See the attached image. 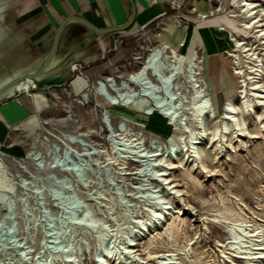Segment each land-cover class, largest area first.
Segmentation results:
<instances>
[{"label":"bare ground","instance_id":"6f19581e","mask_svg":"<svg viewBox=\"0 0 264 264\" xmlns=\"http://www.w3.org/2000/svg\"><path fill=\"white\" fill-rule=\"evenodd\" d=\"M213 1L215 5L209 9L208 14H198L204 24L211 26L203 27L199 23L174 27L173 23H169L162 32L154 36L157 44L153 49L139 57L142 58L139 66L124 76L102 75L94 84H89L81 75L82 67H72L74 76L66 85L71 86L76 95L86 103H90V97L95 94L104 97L109 108L102 110V117L103 112L108 118L111 114L118 117L116 131L111 132L107 138L110 143L107 149L100 150L101 148L94 144L83 141L80 138L87 136L79 132L56 137L43 131L50 121L43 120L40 113L45 108L54 106L59 99L57 94L52 95L48 91L54 90L55 93L61 86L41 90L38 88L55 83L53 77L36 80L28 78L19 82L11 92L12 95L18 93L16 98L14 97L15 102L8 104L5 101L6 103L0 104V169L24 167L37 160L41 167H47L49 171L57 170L64 184L73 181L87 191V185L83 180L80 183L75 175V161L64 158L65 153H71L75 158L85 159L87 165L119 167V170L128 176L132 175L127 172L129 161H132L140 167L135 174L149 176L145 184L141 181L139 186H129L131 189H128L129 194H126L128 202L135 200L137 194L147 201L143 207L138 206L136 201L131 204L135 216L132 220H129L128 212H116L117 201L100 190H95L97 195L89 199L83 196V202L77 193H68L84 204L85 210L77 219L62 209L56 213L58 216L52 217V223V220L43 216L38 209L34 215L31 212L26 215L22 207L23 211L19 212L18 216L21 215L24 226L21 229L19 227V232L24 235L28 246L25 248L20 239L17 242L9 241L8 237L2 240L4 234L1 227L0 248L2 247L3 252L9 251L11 254L5 258L0 257V264H84L80 263L78 253L74 255L72 251H67L65 247L55 243L52 236L47 235L51 224L59 227V232L65 230V233H70L69 243L71 235L75 237L78 231H82L81 235L86 240H92L98 248L93 253L95 264H147L136 254L140 244L147 235L160 227L164 228L165 225L166 231L172 237V230L176 226L174 221H170L175 219V211L178 213L176 219L181 217V208L179 205L174 206L172 199V194L183 196V190L172 178L174 171L178 167L188 166L207 175L212 170L204 162L206 148H211L216 159H220L222 153L234 141L238 142V145H244L243 137L247 133L251 134L248 132V118L262 119L264 129V0ZM140 31V34L144 35V42H150L145 29L142 27ZM0 46L1 51L6 52L5 45ZM223 55L238 79L237 92L227 94L224 98L223 94L227 91L220 88L216 72L219 64L211 60L212 57L219 58ZM11 62L8 56H4L0 60V67L6 68ZM59 80L63 81L56 78V81L60 82ZM162 82H167V88ZM219 93L222 95H218ZM216 99H222L220 116L216 114ZM164 100L166 104L163 105ZM139 101L146 102L141 105L139 112H134L132 108ZM71 107L70 105L69 108ZM141 124L152 134L149 145L145 141ZM9 127L21 130L17 142H7L10 138ZM27 137L29 140L23 142ZM52 137L58 141L59 146L56 148L47 144ZM161 138L169 141L171 148L168 144L164 148ZM151 168L154 169L153 175ZM18 183L12 181L5 173L4 177L0 178V185L5 188L0 194V214L3 219V222L0 220L1 224L7 222L8 195L20 187ZM20 184L21 187L22 184L29 186L28 196L22 193L20 197L13 198L14 203L24 205L23 200L26 198L29 206L28 198L37 193L41 195L44 191L38 184L37 187H32L26 179H22ZM57 187L51 189L49 195L63 205L65 198L55 195V192L64 190ZM118 197L121 198L119 203H123V198ZM99 199L104 204L100 203ZM97 203H100V210ZM141 208L145 209L146 213L143 214ZM30 209H35L34 205ZM15 215L17 216V213ZM110 219L113 223L108 224ZM91 223L97 225L96 228ZM17 224L16 222V227ZM242 224L239 220L233 222V225L248 237L249 241L246 242L250 243L251 250L244 249L248 245L240 243L233 251V248L223 249V253H228V259L234 257L245 264H264V249L258 239L261 236L260 228H254L253 234H250L251 232L244 231ZM35 226L42 230L37 249L32 245ZM227 234L239 242L242 241V235L234 228L227 229ZM122 236H125V239L118 242ZM40 242H43V245L40 246ZM88 246L87 243L86 247ZM165 260V264L173 263L171 258Z\"/></svg>","mask_w":264,"mask_h":264},{"label":"rangeland","instance_id":"374dc122","mask_svg":"<svg viewBox=\"0 0 264 264\" xmlns=\"http://www.w3.org/2000/svg\"><path fill=\"white\" fill-rule=\"evenodd\" d=\"M204 2L208 5L207 7H209V9L215 5L213 0ZM191 9L192 8L189 6H184L178 11L186 17L191 15V24L198 25L200 23L203 27L211 26L204 24V22L197 18V14H200L199 11L190 14ZM169 14L173 17L176 15V12H170ZM178 24L181 26L185 23H183V21H178ZM160 27L161 25H157L155 22L148 28L149 31L153 30L148 33L150 42L142 43V47H138V45L135 44L136 50L135 48L134 50H130L131 48L128 47L120 54H115L113 52L103 61L81 68V75L88 80L89 84H94L96 79L102 75L114 74L117 76H124L128 72L136 69L142 61V58L139 57H143L145 53L147 54L148 49L153 48V46L157 44L154 36L158 31L161 32V29H159ZM142 39V35L139 34L136 35L135 41L138 43L139 41L141 42ZM77 40L79 41V38H76V41ZM86 46L88 45H85V47ZM79 52L80 50L77 52L76 56H78ZM211 60L213 63L216 62L219 64V67L216 68V72L218 74L217 77L220 82V88L223 89L222 91L226 90L229 92H224L223 98L227 94H235L238 89V79L233 74V69L232 66L229 65V61L225 59L224 55L219 58L212 57ZM222 63L223 65H221ZM13 66L15 65L13 64L12 67ZM220 68L221 70H219ZM56 73L64 75L66 82L64 84L60 82L58 85L61 87L56 89L55 93H53L54 90L48 91V93L52 95L57 94L59 99L56 100L54 106L45 108L40 113L43 120L50 121L47 126H44L45 129H43V131L48 135L56 137L79 132L87 136L83 138L79 137L83 141L92 145L94 144L96 147L101 148L100 150L107 149L110 146L107 138H109L111 132H115L118 127L117 115L111 114L108 118V116H105V112H103L102 117V110L105 111V108H109V104L104 97L101 98L100 95L95 94L96 97H90V103H86L82 98L76 95L75 90L71 86L66 85L74 76V72H69L68 66L65 65L57 70ZM223 82L225 85H223ZM220 94L221 93L218 95ZM15 98L7 102L12 104L15 102ZM221 101L222 99L219 101L216 99L218 109L216 114L218 116H220L221 112ZM145 102L146 101H139L133 106L132 110L134 112H139L141 110V105ZM70 105L72 106L71 108H69ZM134 120L139 123L142 122V120ZM247 123L248 132L251 134L247 133L245 137H243L244 145H238V142L234 141L233 144L228 146V149L222 153L223 156L220 159H216L215 152L211 148L205 149L204 162L212 172L206 175V173L202 174L197 169H191V167L188 166L178 167L174 171L172 178L176 181L179 188L183 190V196L177 197L172 194V199L174 200V206H180L181 217L180 219H176L178 213L175 211V219L170 221H174V226H176V229L174 228L172 230V237L169 235V232L166 231L167 225H165L164 228L160 227L154 233L146 236L136 252L141 260H144L147 264H165V261H167L165 258H171L173 262L171 264H245V262L237 260L234 257L228 259V253H223V249L233 248V251L240 243L242 245H248V247L244 249L251 250L250 243L246 242L249 241L248 237L241 230H238V227L233 225L235 220L241 221L243 223L241 227L245 232H251L250 234H253L252 230L254 228L259 227L261 236L258 237V239L262 242V247L264 249V129H262V119L250 120L248 118ZM143 127L142 125V133L148 144L152 134ZM8 132L10 138L7 139V142H11L12 140H16L17 142L18 133H21V130L17 128L11 129L10 127ZM50 139H52L50 142L53 143V146L56 148L58 145L57 139L54 137ZM27 140H29V137L23 142ZM160 141L164 148H166L167 144L171 148L169 141L166 139L161 138ZM139 168L137 164L129 161L127 172H131L132 175L128 176L122 173L119 167H85L83 169L84 171L81 173L83 179L79 180L77 178V180H79L80 183H82L83 180V183L87 185V191H84V188L78 187L73 181L71 182L72 184L67 182L64 184L57 170L49 171L47 167H41V163L37 160L24 167H4V169H0V178L4 177L5 173L16 184L19 182L18 186L20 187L18 189L15 188L16 191L8 195L9 199L13 201L20 197L22 193L28 196L27 190L29 186L26 187L22 184L21 187L20 182H22V179H26L30 184L36 183L35 185L38 184L42 186L44 189V191L41 192L42 201L44 205L47 206L52 217L54 215L58 216L56 213L62 210L60 203L49 195V191L57 186V188L61 187L65 192L72 194L77 193L76 195L81 197V199H83V196L88 199L96 196L97 192L95 190L104 191L105 194L113 196L117 201L115 202V211L120 213L122 211L125 212L126 208L123 203H119L121 198L118 197V191L112 184L110 174L115 176V181L117 180L119 185L126 186V188L122 187L120 192L123 191L125 194H129L128 189H131L130 187L139 186L141 181H144L142 183L145 184V180L149 177L140 173L135 174ZM107 169L110 170L108 171ZM151 169L152 173H149L153 175L154 169ZM108 172H110V174H108ZM68 180H70V178H68ZM151 181L155 182V180ZM145 187L148 188L149 186L145 185ZM4 189L5 188L0 185V194L3 193ZM82 192H85V194ZM137 195V198L130 203L133 205L136 201L138 206L142 205L141 207H143L147 201L142 196L139 197V194ZM38 196V194H34L31 195V198H28L30 201L28 207H33V205L35 207V209L30 210L33 215L37 207H39V205H37L39 203ZM98 201L104 204L101 202V199ZM100 203L96 204L97 208ZM22 207L21 203H15L14 211L15 214L17 213L16 222L20 229L24 226V220H22L21 215L18 216L19 212L21 213L23 211H21V209H23ZM101 208L103 207L101 206ZM98 209L100 210V208ZM141 211L143 214L146 213L145 209L141 208ZM102 212L104 211L102 210ZM1 216L0 214V220L3 222ZM168 218H170V216H168ZM129 220L132 219L129 218ZM112 222L111 220V223ZM1 227H3V223ZM229 228H234L238 234L240 233V235H242V241L239 242L228 235L227 229ZM34 229L35 234L33 236L32 245L37 249L42 236V230L39 226H35ZM81 233L82 231H78L75 235V241L78 242L79 249L82 250V253L81 250L77 251L78 257L81 258V260H78H80V263L83 262L84 264H95L93 253L98 248L95 247L92 240H86ZM122 238L125 239V236H122L118 242L123 240ZM87 243L89 248L86 247ZM41 245H43V242L42 244L40 242V246ZM1 248V258L10 256L11 253L9 251L3 252ZM148 252L150 254H148ZM194 260H196V262Z\"/></svg>","mask_w":264,"mask_h":264},{"label":"crops","instance_id":"0c3cea01","mask_svg":"<svg viewBox=\"0 0 264 264\" xmlns=\"http://www.w3.org/2000/svg\"><path fill=\"white\" fill-rule=\"evenodd\" d=\"M22 6L18 8L15 13V21L17 31L15 32L18 36L24 33L26 42H30L32 45L29 52H33L34 45H40L38 49L45 50L51 43L54 32L59 24L64 20L65 17L72 14H79L100 28L109 27H121L129 26L124 31H117L114 33L98 35L97 39L104 50V55L100 56V48L97 42L86 40L85 45L78 54V59H85L88 64L84 67L91 66L94 63H98L107 58L109 54L113 52L120 54L125 48L130 47V50H134L136 35L132 34L138 25L150 27L155 21L162 15L174 12L171 8L172 2L181 0H12ZM209 2V0H204ZM203 0H189L186 1L184 6L194 7V11L191 9L190 14L197 13L208 14L209 7ZM24 12V13H23ZM191 15L183 18L168 17L161 27V32L167 27L169 23H173L174 27L179 26L178 21L185 24H191ZM197 18H199L197 14ZM11 19V17H10ZM9 19V20H10ZM133 19L134 23L129 24ZM198 20V19H197ZM198 24V23H197ZM194 25V24H192ZM75 32L84 33L86 32L83 28L73 25ZM158 29V30H159ZM160 32V31H158ZM86 34V33H84ZM142 38H143V34ZM85 35H79V39H82ZM27 39V40H26ZM120 40L122 42H120ZM25 42V43H26ZM77 42V41H76ZM88 42V43H87ZM145 43V42H144ZM0 44H2L0 42ZM118 46L117 49L115 48ZM15 46V45H14ZM6 46L7 52H10L8 58L13 61L20 54L21 50L18 47ZM119 50V51H118ZM97 59V61H93ZM93 61V62H92ZM80 67V66H79ZM50 77H53L50 75ZM60 78V77H56ZM53 77V82L56 81ZM61 79V78H60ZM62 80V79H61ZM63 82V81H62ZM61 82V83H62ZM14 100V99H13ZM6 103V102H4ZM11 104L10 102H7ZM1 106V105H0Z\"/></svg>","mask_w":264,"mask_h":264},{"label":"water","instance_id":"95a60500","mask_svg":"<svg viewBox=\"0 0 264 264\" xmlns=\"http://www.w3.org/2000/svg\"><path fill=\"white\" fill-rule=\"evenodd\" d=\"M21 6V4H17L12 0H0V42L2 43V45H5L4 47L14 45L18 47L19 45L21 50V54L16 59H14L8 65V67H0V104L17 96L18 93L15 95L11 94L12 90L16 88L19 82H23L28 78L36 80L52 75L54 78L58 76L63 79L62 84H64L66 82L65 76L62 74L59 75L56 72L66 65L69 67V72L73 73L72 67L74 65H79L82 67L88 64L85 59H78V57L76 56L77 52L84 48L86 40L97 42L100 48V56H103L105 52L97 39L98 35L124 31L129 27L127 25L121 27L100 28L82 15L72 14L65 17L64 20L56 28L52 41L45 50L38 51L41 46L34 45L33 52H29V49H32L30 48L32 45L30 44V42H26L24 40V33L20 34L19 36L15 33L18 27L16 26L15 21V14L17 13H15L14 11H18V8ZM134 21L135 19H133L129 24L132 25ZM73 25L83 28L86 31L84 32L86 34L79 33V31L75 32L72 27ZM141 29L142 25L140 24L131 33L134 35L138 34L141 32ZM79 35L85 36L82 39H79V41L77 40L76 42V38H79ZM4 56H10V52H2L0 46V60ZM93 61L95 62L97 61V59ZM13 64L15 66L12 67ZM162 84L165 88H167V82H162ZM53 86H58V84L53 83L50 86H43L38 89L41 90ZM160 103L162 102L160 101ZM162 104H166L165 100ZM156 106L161 107L160 104H156ZM66 160L70 161L68 158H66ZM75 175L79 180L83 179L82 174L79 172L78 166H76L75 168ZM55 195L65 198V200L63 201V205H61V208L63 210L65 209L66 212H69L74 219H77L79 215L84 212V204L80 202V200L76 196L68 194V192L65 193L64 191H60L58 193L55 192ZM14 209L15 203L11 199H9L6 203L8 217L7 222L3 223L4 235L2 240L8 237L9 241H16L14 237V228L16 226V216L14 214ZM91 224L94 225V228H96L97 225L95 226L94 223ZM49 230L50 231L47 232V235L52 236L54 238V242L60 245L59 237L64 230H60L59 232V227L56 228L53 224L50 225ZM66 250L70 251L67 248ZM121 264L125 263L122 262Z\"/></svg>","mask_w":264,"mask_h":264},{"label":"built area","instance_id":"2783aa9c","mask_svg":"<svg viewBox=\"0 0 264 264\" xmlns=\"http://www.w3.org/2000/svg\"><path fill=\"white\" fill-rule=\"evenodd\" d=\"M186 1H189V0H181V1L172 2V4H171V8H172V10H173L174 12H176V15H174L173 17H175V18H183V17H185V16L182 15L178 10H180L182 7H184ZM192 10H193V11L195 10L194 7H192ZM168 17H171V15H170V14L162 15V16L159 17L155 22L157 23V25H162L163 22H164ZM148 28H149L148 26H145V27H144V29H145V31H146V34H148L149 32H152V31H153V30L149 31ZM144 40H145V38L143 37L142 41H141V42L139 41V42L137 43L138 47H142L141 44L144 43ZM120 42H122V41L120 40ZM117 47H118V46L116 45L115 48L117 49ZM152 49H153V48L148 49V52H150ZM135 50H136V48H135ZM130 65H131V64H130ZM47 144H51V145L53 146V143H51V142H47ZM52 151H53V150H52ZM64 158H65V159L68 158L69 160H70V158H71L73 161H75V163H76L77 166L79 167V172H80V173H82V171H83V169H84L85 167H92L91 165H87L85 159L75 158V157H73V156L71 155V153H65V154H64ZM38 159H39V158H38ZM110 176H111L112 184L114 185V187H116L119 196H121V197L123 198V204L125 205L126 212H128V214H129V218L133 219V218L135 217V216H134V213H133L134 209L132 208L131 203L128 202V199H127L128 196H126V194H125L123 191L120 192V191L122 190V187H125V188H126V186L119 185V184L117 183V180L115 181V176H114L113 174H111ZM31 185H32V187H37V185H35V184H33V183H31ZM37 194H38V193H37ZM38 198H39V203H38L37 205H39V207H40L41 209H40L39 207H37V209H38L39 211L42 212V215H43V216H47L48 219H51V220H52V223H53V219H52L51 213H49V211H48V209H47V206L44 205V203H43V201H42V197H41V195H39ZM25 199H26V198H25ZM25 199L23 200L24 205H22V206H23V208H24L25 214L27 215V214H29V212H30L31 209L28 207V205H27V201H25ZM26 200H27V199H26ZM83 201H84V200L82 199V202H83ZM105 210H107V208H105ZM15 216H16V215H15ZM44 218H45V217H44ZM15 221H16V217H15ZM110 223H111V221H108V224H110ZM112 223H113V222H112ZM0 225H1V224H0ZM0 228H1V227H0ZM3 229H4V227H3ZM68 234H69V235H68ZM69 236H70V233H65V230H64L63 233L60 234V237H59V238H60V242H59V243H60V245H61L62 247H65V248L69 249L70 251L73 252L74 255H76V254H77V251L79 250V244H78L77 241H75V237H74V240H73V237H70V238H71V242L69 243V241H68ZM14 237H15V239L17 238V239H16V242L20 239V241L22 242V245H23L25 248H27L28 244H26V240L23 238L24 235L22 234L21 231L19 232V228L16 227V226H15V228H14Z\"/></svg>","mask_w":264,"mask_h":264}]
</instances>
